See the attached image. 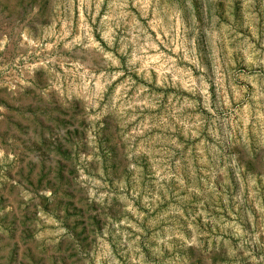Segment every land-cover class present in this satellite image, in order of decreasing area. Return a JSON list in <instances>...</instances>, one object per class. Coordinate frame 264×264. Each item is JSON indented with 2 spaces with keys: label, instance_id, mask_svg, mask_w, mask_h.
<instances>
[{
  "label": "rangeland",
  "instance_id": "rangeland-1",
  "mask_svg": "<svg viewBox=\"0 0 264 264\" xmlns=\"http://www.w3.org/2000/svg\"><path fill=\"white\" fill-rule=\"evenodd\" d=\"M0 264H264V0H0Z\"/></svg>",
  "mask_w": 264,
  "mask_h": 264
}]
</instances>
